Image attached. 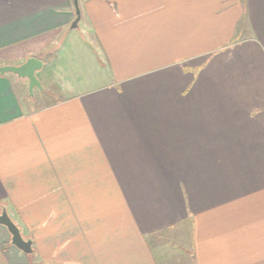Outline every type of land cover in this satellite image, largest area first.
Returning a JSON list of instances; mask_svg holds the SVG:
<instances>
[{"label": "crops", "instance_id": "1", "mask_svg": "<svg viewBox=\"0 0 264 264\" xmlns=\"http://www.w3.org/2000/svg\"><path fill=\"white\" fill-rule=\"evenodd\" d=\"M0 0V264H264V0Z\"/></svg>", "mask_w": 264, "mask_h": 264}, {"label": "water", "instance_id": "2", "mask_svg": "<svg viewBox=\"0 0 264 264\" xmlns=\"http://www.w3.org/2000/svg\"><path fill=\"white\" fill-rule=\"evenodd\" d=\"M73 4L75 8V20L71 25L72 29L77 27V24L80 19L78 0H73ZM41 67H42V62L40 60L35 58H29L20 66L0 67V75H3L5 73H11L16 75L18 78L26 79L28 81V92L30 95H32L34 88H40V83L37 80L35 73L38 70H40ZM0 225L4 226L8 230L11 236V244L14 247H16L24 254H30L32 252L31 241L23 239L18 227L10 219V217L8 216V214L4 209L0 213Z\"/></svg>", "mask_w": 264, "mask_h": 264}, {"label": "rangeland", "instance_id": "3", "mask_svg": "<svg viewBox=\"0 0 264 264\" xmlns=\"http://www.w3.org/2000/svg\"><path fill=\"white\" fill-rule=\"evenodd\" d=\"M33 94H34V93L32 92V96H33ZM29 95H30V94H29Z\"/></svg>", "mask_w": 264, "mask_h": 264}]
</instances>
